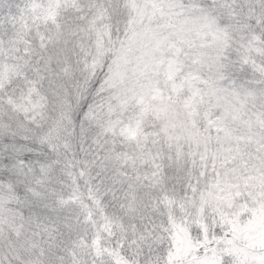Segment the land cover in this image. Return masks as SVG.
I'll return each mask as SVG.
<instances>
[{"label": "trees", "instance_id": "obj_1", "mask_svg": "<svg viewBox=\"0 0 264 264\" xmlns=\"http://www.w3.org/2000/svg\"><path fill=\"white\" fill-rule=\"evenodd\" d=\"M25 1L0 0V22ZM157 1L175 27L187 17L179 30L222 34L179 44L181 89L157 88L142 118L106 114L120 0L65 3L0 45V264H192L216 246L229 249L217 264H264V204L244 191L264 185V0ZM235 191L229 227L231 205L211 199Z\"/></svg>", "mask_w": 264, "mask_h": 264}, {"label": "rangeland", "instance_id": "obj_2", "mask_svg": "<svg viewBox=\"0 0 264 264\" xmlns=\"http://www.w3.org/2000/svg\"><path fill=\"white\" fill-rule=\"evenodd\" d=\"M71 2H76V0H31L21 2V5L16 6L18 11L15 21L10 22L3 18V21L0 22V45L6 50H10L11 47L13 48L16 45L19 46L20 42L26 38L25 34L31 28H38L46 23L56 22L60 6L62 7L63 4ZM120 3L129 18L124 23L126 37L122 39V44L116 52V58H113V69L109 84L106 85L107 89H112L116 93L114 100L106 108V114L110 118L115 117V119L121 113L133 115L134 106L136 114L138 112L140 114L139 118H142L146 112L154 109L152 105L153 95L156 100L163 95L159 92L155 93L157 88L165 93H177L181 89L175 84L171 86L172 79L174 80V77L180 74L176 62L178 56L176 48L179 44L190 41V43H194L195 39L196 41L209 39L208 44L212 45V42L216 41L217 34L220 35L222 32L200 26L197 21L192 22L189 29L179 30L180 27L189 23L186 22L185 18L187 17L183 16V19L175 27L176 15L168 11V6L160 5L157 0H120ZM155 17H158L159 20L154 21ZM96 20H100V18ZM25 45L22 46L24 49H26ZM4 70L7 72L8 67H5ZM129 130L133 132V129ZM260 157L264 158V153H261ZM263 186L259 185L257 189L251 191L244 187L246 204L251 203L250 205L253 208L256 206L255 210L257 212L263 209ZM240 195L235 191L234 194L229 193L211 199L212 203L217 205H221L222 202L231 205L229 212L224 216L221 215L223 221L229 227L231 225L228 224L227 219H235L241 213V209L240 211L233 209V205L241 201ZM242 208L243 211H246L245 207ZM256 211L254 212L257 213ZM228 213L230 214L228 215ZM262 221L263 219L260 220V222ZM247 223L253 224L250 221L241 222L237 224V230H234L236 231L234 235L239 240L243 238L242 233L244 235ZM259 223L256 225L258 226ZM256 245V247L263 246L264 242H259ZM216 247L215 253L209 255L210 257L206 254L202 258L196 254L198 260L193 261L192 264H206V261L210 259L216 264L222 261L229 249L222 246Z\"/></svg>", "mask_w": 264, "mask_h": 264}]
</instances>
